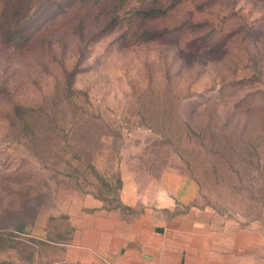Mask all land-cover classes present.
<instances>
[{
  "label": "rangeland",
  "instance_id": "rangeland-1",
  "mask_svg": "<svg viewBox=\"0 0 264 264\" xmlns=\"http://www.w3.org/2000/svg\"><path fill=\"white\" fill-rule=\"evenodd\" d=\"M182 179L264 236V0H0V264H108L82 199Z\"/></svg>",
  "mask_w": 264,
  "mask_h": 264
},
{
  "label": "crops",
  "instance_id": "crops-1",
  "mask_svg": "<svg viewBox=\"0 0 264 264\" xmlns=\"http://www.w3.org/2000/svg\"><path fill=\"white\" fill-rule=\"evenodd\" d=\"M146 193L136 183H124L116 211L104 210V203L92 196L82 199V206L95 210L85 230L96 233V254L106 263L255 264L246 250L264 236L239 230L234 233L238 239L233 238L229 222L190 205L196 198L191 183L182 179L160 190L157 198Z\"/></svg>",
  "mask_w": 264,
  "mask_h": 264
},
{
  "label": "trees",
  "instance_id": "trees-1",
  "mask_svg": "<svg viewBox=\"0 0 264 264\" xmlns=\"http://www.w3.org/2000/svg\"><path fill=\"white\" fill-rule=\"evenodd\" d=\"M155 8H156V7H150V8H148L147 10H141V12H144V13L148 14V13H150L151 11H154ZM156 11H157V12H160L161 10H159V9L156 8ZM138 12H140V11H138Z\"/></svg>",
  "mask_w": 264,
  "mask_h": 264
}]
</instances>
